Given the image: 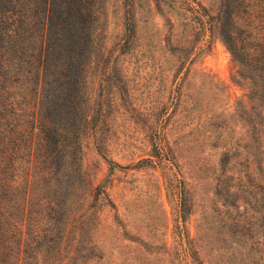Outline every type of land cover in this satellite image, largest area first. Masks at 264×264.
Instances as JSON below:
<instances>
[{
	"label": "rangeland",
	"instance_id": "1",
	"mask_svg": "<svg viewBox=\"0 0 264 264\" xmlns=\"http://www.w3.org/2000/svg\"><path fill=\"white\" fill-rule=\"evenodd\" d=\"M96 3L78 177L62 201L52 185L37 242L30 214L18 264H264V0ZM27 10L0 0V56L20 58L0 105L21 113Z\"/></svg>",
	"mask_w": 264,
	"mask_h": 264
},
{
	"label": "trees",
	"instance_id": "2",
	"mask_svg": "<svg viewBox=\"0 0 264 264\" xmlns=\"http://www.w3.org/2000/svg\"><path fill=\"white\" fill-rule=\"evenodd\" d=\"M96 2L23 0L28 9L23 11L25 31L34 30L36 37H26L23 48V113L11 109L10 99L0 105V264L20 263L23 246L27 247L23 229L30 214L35 215L31 233L37 242L39 233L50 225L42 227L51 218L52 208L46 207L53 198L52 185L61 188L58 201H62L64 191L70 190L62 180L78 177L73 166L78 168L77 149L88 128L83 75L97 34L93 29ZM36 10L40 24L35 26ZM206 14L210 32L226 29V38L221 34V39L232 53L234 14L222 9ZM242 50L244 55L257 54L253 47L242 45ZM5 59L0 56L2 70L6 64L17 68L20 60ZM242 76L254 80L252 75ZM3 86L0 92L17 93Z\"/></svg>",
	"mask_w": 264,
	"mask_h": 264
}]
</instances>
